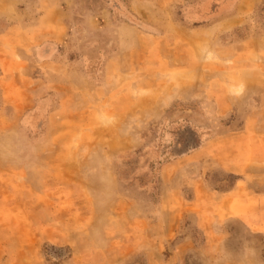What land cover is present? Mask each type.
Wrapping results in <instances>:
<instances>
[{
  "label": "rangeland",
  "instance_id": "1",
  "mask_svg": "<svg viewBox=\"0 0 264 264\" xmlns=\"http://www.w3.org/2000/svg\"><path fill=\"white\" fill-rule=\"evenodd\" d=\"M0 264H264V0H0Z\"/></svg>",
  "mask_w": 264,
  "mask_h": 264
}]
</instances>
